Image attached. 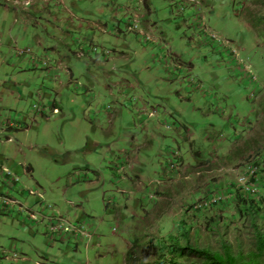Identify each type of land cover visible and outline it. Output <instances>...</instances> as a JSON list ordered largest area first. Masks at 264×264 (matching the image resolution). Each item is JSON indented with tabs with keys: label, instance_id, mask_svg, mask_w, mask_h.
<instances>
[{
	"label": "rangeland",
	"instance_id": "1",
	"mask_svg": "<svg viewBox=\"0 0 264 264\" xmlns=\"http://www.w3.org/2000/svg\"><path fill=\"white\" fill-rule=\"evenodd\" d=\"M98 1V6L87 5V2L80 4L78 0H69V4L78 12H93L92 16L84 15L86 18L95 22H108L110 25L112 13L106 12L104 15L103 8L113 4L106 0ZM199 1L195 5L200 4ZM222 1L224 4H221ZM206 2L208 5L204 3V9L193 14L190 5L181 11L180 5L183 3L174 6L170 0H153L150 23L167 41H164L167 46L165 53L169 51L173 54L165 58L166 68H162L160 63L155 66L151 60L155 55L161 56V52L150 51L146 58L143 52L146 46L138 42L136 47L127 45L122 49L126 52V59L105 66L90 63L85 59L87 55L78 58L73 54L82 46L97 45L111 49L109 47L115 44L112 37L108 36L109 40L104 41L98 32L83 30L70 33V43L67 41L73 51L70 54L71 67L77 82L69 85L70 79L64 73L59 75L60 81L52 82L44 76L43 71L29 69L38 78L32 76L27 79L28 84L36 89L34 95L41 89L45 95L49 93L51 98H46L56 100L61 112L58 115L50 114L48 118L36 117L30 111L37 100L33 96L25 107L19 109L28 117L27 125L30 128L24 129L21 136L12 135L13 131L1 134L0 141L10 137L14 142L0 143V156L5 161L7 158L9 161L30 165L33 177H22L21 185L40 189L46 201L61 214L71 218L79 214L91 225L98 226L101 221L98 228L93 229L103 238L101 248H91L87 255L86 248L81 246L78 256H75L76 261L85 263L88 259L91 264H96L95 250L107 256L108 248L115 244L120 252L126 247L122 241L130 243L127 252L135 245V264H186L190 259L179 253V249L184 247L214 253L230 249L234 254L245 257L258 252V237H264V0ZM193 21L201 23L199 29L193 27ZM45 24L41 20L38 26L42 29ZM92 35H97V41L92 40ZM146 41L150 40L145 38L144 43ZM111 51L110 55L119 57L116 51ZM176 62H180L186 69L180 73L181 70L176 68V75L181 78L187 70L191 71V75L201 83L204 93L211 96L213 101L220 104L227 95L222 103L239 104L237 108L243 111V124H247L249 131L244 126L242 132L234 130L229 135L224 130L219 131L213 138H226L227 143L222 151L218 153L214 149L210 153L203 152L201 147L205 146L207 136L205 125L210 124L212 114L206 116L200 113L199 120L195 119L197 122L194 123L196 144L189 139L185 140L189 150L192 149L191 157L182 142L167 143L160 159H155L150 151L142 147L141 162L146 160L150 173L145 181L149 194L144 197V205L140 207L141 215L135 217L136 224L130 227L131 235H127L124 225L119 224L111 213L108 214L105 206L109 204L114 211L118 210V205L125 204L124 197L116 192V188L109 186L117 180H123L122 177L126 179L117 185L119 188L125 186L123 183L128 180L129 173L126 175L125 171L123 174L118 171V166L124 164L118 162L120 150L136 149L132 138L143 129L136 125V103L131 104L128 98L115 100L112 96L123 98L125 87L135 77L143 81L150 76H159V66L163 72L171 74L173 70L170 69ZM159 79L154 77L153 80ZM43 85L47 89L42 88ZM127 94L130 95L129 92ZM98 95L103 99L100 106L99 101L94 100V96ZM103 104L105 107H102ZM108 106L111 109L107 111ZM247 111L251 115L245 119ZM114 113L121 115L116 128L109 124V115ZM252 121L256 123L253 127L250 126ZM94 126L102 128L95 129ZM15 131L20 133L22 130ZM221 133H224V137ZM95 141L100 144L99 147L95 146ZM113 144L120 148H115ZM159 148L156 147L157 150ZM170 150H179L184 155L179 158H183L181 177L151 197L152 188L161 187L155 182L161 176L160 170ZM254 155L255 160L262 165L259 164L256 179L251 181L245 165ZM248 181L257 185L260 197L254 199L243 192ZM225 192L235 193L229 203H223L202 215L190 211L195 200ZM15 195L26 204L31 202L22 194ZM23 197L30 202H25ZM29 229L35 231L36 235L33 236ZM43 230L41 225H24L11 217L2 216L0 249L9 250L16 246L18 253L29 260L25 264H45L46 254L51 257L49 262H55L54 257L60 253L59 244L49 247ZM258 256L264 262V255L258 253ZM126 258L125 255L124 259L116 258L108 264H126ZM72 261L67 260L63 264H76Z\"/></svg>",
	"mask_w": 264,
	"mask_h": 264
},
{
	"label": "crops",
	"instance_id": "2",
	"mask_svg": "<svg viewBox=\"0 0 264 264\" xmlns=\"http://www.w3.org/2000/svg\"><path fill=\"white\" fill-rule=\"evenodd\" d=\"M106 1L113 4L110 7L107 3V7L103 8L104 15H106V12L112 13L110 25L108 22H101L100 20L95 22L90 18H86L84 15L88 14L89 16H92L93 12H78L72 8L69 4V0H0V110L17 111L20 108L25 107L28 101L34 96V91L36 90L33 89L35 88L33 85L28 84L27 82V79H30L32 76L38 80L36 74H32V71L29 70L35 69L34 63L30 61L28 56L18 57L15 55V49L18 47L34 46L37 49L38 57L40 59L44 56H48V54L51 56L54 70L50 75L47 74V72H44L43 74L47 78L49 77V80L52 82L56 77H59L60 79L59 75H62V73L68 75L70 79L69 85L77 82V79L74 78L75 73L71 67L72 58L70 59V54H73V51L67 45L68 37L70 36V33L73 32H81L83 30L94 31L98 32L104 41L109 40L108 36L115 39L114 45L119 50L115 48L114 45L109 48L116 51V55L119 57L89 52L87 53L88 57L86 56L87 58L85 59L89 60L90 63L93 62L99 66H105L106 64L126 59V52H123L122 49L126 48L127 45L136 47V42H138L140 44L142 43L143 46H146L143 49L144 57L146 58L147 53L150 51L154 53L161 52V56L155 55L151 60L154 62L155 66L157 65L156 63H160L162 64L160 65L162 68H166V62L163 57L165 51H167L165 43L167 41L161 33L154 29L149 20V14L152 12L151 8L153 0H144L143 4H136L132 0ZM200 1V4L191 7V12L193 14L197 13V10L200 11L202 8L204 9L203 5L207 4V0ZM78 2L80 4H85L87 2V5L92 4L98 6L97 2L100 1L78 0ZM221 4H224V2L222 1ZM132 17H134L137 24H139L137 29L130 28ZM41 20L46 23L45 25H42V29L38 26ZM193 27L199 29L197 23H194ZM129 33H135V35L129 36ZM134 36L136 37V40H134ZM149 37L151 40L144 43L145 38L148 39ZM92 40L97 41V35H92ZM130 40L132 43H129ZM68 43H70V41H68ZM101 45H104V43ZM73 55L78 57L76 52H74ZM160 66L158 67V72L161 73L159 76H150L143 81H141L139 77H135L133 78V82H128V86L125 87L123 98L122 96L119 98L117 96H112L115 97V100L116 98L118 100L128 98V101L131 102V104L136 103L134 107L138 120L136 125H139L140 128L143 129L140 134H137L132 138L137 147L136 149L132 151L120 150L121 156L118 162L125 163L126 169H124V171L126 175L129 173L130 176H128V180L123 183L125 186L120 187L126 192V196H124L123 199L125 204L118 205V210L114 211L113 207H110L109 204L105 206L106 212L108 214L111 213L119 224L124 225V231L127 235H131L132 231L130 230V227L132 224H136L134 222L135 217L141 215L140 207L144 205V197L149 194L147 187H145L147 186L145 181L150 176V173L146 160L144 159L141 162L142 156L140 155V150L142 147L143 149L150 151L155 159H160L164 153L162 152L163 148L167 143L172 141L174 144H179L182 142L186 153L191 157L193 155L192 149L189 150V144L187 145L188 142L185 140L189 139V141H193V144H196L194 123L199 120L200 113L206 116L212 114L210 124L205 125L207 136L204 140L205 146L201 147L203 152L206 151L210 153L211 151H214V149L218 150V153L222 151V148L227 143L226 138H213V135H216L219 131L224 130V132L229 135V133L234 130L242 132L243 126L246 131H249L247 129V124H243V111L237 108L240 107L239 104L234 105L231 103H222V100H224L227 95L221 100L220 106L218 101H213L211 96L204 93V90L198 88L197 84H194L189 78L184 77L182 79L176 74L170 75V72L165 73ZM151 77L153 78L151 79ZM154 77H160V79L154 81ZM153 82H155V84H153ZM42 88L47 89L45 85H43ZM127 92H129L130 95H128ZM46 95L51 98L49 93H46ZM94 100L96 102L99 101L98 105L100 106V101L103 99L98 95L97 97L94 96ZM227 100L229 99L227 98ZM153 110H157L156 113ZM50 114L53 115L49 112V114H45L44 116H47L46 118H48V116H51ZM245 115L246 119L251 114L247 111ZM120 116L117 115V113L109 115V124L113 128L117 127ZM195 119H197V121H195ZM21 122L22 126H25V124H28V119L22 120ZM252 122L253 124L250 126L253 127L256 123L255 121ZM166 123H171L172 129H166ZM29 128V125L23 127L20 129V131L22 130L20 133L14 130L12 135L21 136V134ZM94 128L99 129L102 127L94 126ZM223 134L224 133H221V136ZM230 136H228V138ZM11 142L14 141H8V139L6 141H0L2 144ZM96 145L98 147L100 146V144H97L95 141V146ZM113 145L117 149L120 148L117 144ZM156 147H160L159 150H157ZM115 150L116 149H111L110 151ZM4 152L5 149L3 147L2 153ZM183 156L184 155H182V157ZM5 166L9 171L19 176L22 182V177H33V168L30 165L9 161L6 158ZM11 178L12 177L8 175L6 177V179L9 180ZM121 181L117 180L112 183V186L110 185L109 188H116L117 191L119 188L117 184L121 185ZM166 188L163 187L157 190L152 189V192L156 194L158 191ZM0 190H2L1 187ZM23 200L28 203L30 202L26 197H23ZM119 209H122L123 211H120ZM75 216L83 219L79 214ZM100 224L101 221L98 226ZM98 226L95 224L94 228L97 229ZM29 231L33 236L36 235L35 231L30 229ZM94 233L95 240L91 243L89 248L86 249L87 255L91 248H101V241L103 238L98 235V231H94ZM46 243L49 247H55V245H57L50 243L48 240ZM122 243L126 244V247H123L120 252L117 251L115 244L111 245L108 248L107 256L101 254L99 250H95L96 264H108L110 261H115L116 258L118 260L124 259L130 243L128 241H122ZM15 247L16 246L9 250L1 248L0 254L3 250H7L9 253L16 252L17 250ZM58 247L60 253L54 257L56 261L49 262V258L51 257L49 254H46L45 264H60L61 262L63 264L64 261L67 260H74L76 264H91L88 259L85 263L75 260V256H78V252H80V246L73 247L68 244H59ZM19 254L20 257L18 259L8 258L0 261V264H17L18 262L25 264L29 261L20 252ZM74 261L72 262L74 263Z\"/></svg>",
	"mask_w": 264,
	"mask_h": 264
},
{
	"label": "built area",
	"instance_id": "3",
	"mask_svg": "<svg viewBox=\"0 0 264 264\" xmlns=\"http://www.w3.org/2000/svg\"><path fill=\"white\" fill-rule=\"evenodd\" d=\"M136 4H142L144 0H132ZM173 5H180L181 11L185 10V6L196 3V0H170ZM132 23L130 28L137 29L139 24L134 19L131 18ZM151 38L149 37L148 40ZM93 52L95 54H102L109 56L112 51L111 49H106L97 45L82 48L77 52L79 58H83L87 53ZM15 55L18 57L28 56L30 61L34 63L35 69L47 72L51 74L54 70L53 61L51 56H44L42 59L38 57L37 50L34 46H27L25 48L15 49ZM171 56V55H169ZM173 73L177 74L174 71L176 68L181 70L180 73L185 71L182 67V64L175 63L172 66ZM188 77H191V71L187 70L186 72ZM59 77H56L55 80H58ZM47 95L41 90H38L34 95L36 103L32 105V113L37 116H44L48 112H51L53 115L60 114L61 110L57 105L56 100H49L46 98ZM107 110L111 109V106L106 108ZM24 112L21 110H0V135H6L10 131L20 130L22 126V120H27L28 117L23 115ZM168 128L170 126L168 125ZM8 141H12V138L8 137ZM181 157L178 150H172L167 156L164 167L161 171V176L158 181L155 182L158 186H164L166 184L172 183L180 174L181 162L179 158ZM246 172H248L249 180L256 179L257 171H259V165H256L254 159L245 165ZM119 173H124V167L118 166ZM11 176L12 178L6 179V177ZM121 179H125L122 177ZM241 183V182H240ZM242 185L244 183H241ZM245 187L242 189L244 193H248L252 196H258L259 189L254 182L245 183ZM0 216L11 217L17 219L24 225L34 226H43V235L46 236V239L52 244H68L73 247L83 246L88 249L91 243L95 240L94 225H91L89 221L85 219H80L77 217L71 218L68 215L61 214L56 208L49 204L43 193L38 188H27L26 186L21 185V178L5 166V159L0 156ZM120 193H123L122 190H119ZM22 194L27 198L31 199L29 204L22 202L15 194ZM234 195L233 194H219L215 193L210 195L208 198L200 200L194 204V211L205 212L210 210L212 207L220 205L221 203L228 202ZM20 254L17 252L9 253L7 250H3L0 254V261L13 258L18 259Z\"/></svg>",
	"mask_w": 264,
	"mask_h": 264
},
{
	"label": "trees",
	"instance_id": "4",
	"mask_svg": "<svg viewBox=\"0 0 264 264\" xmlns=\"http://www.w3.org/2000/svg\"><path fill=\"white\" fill-rule=\"evenodd\" d=\"M257 250L258 252L252 253L249 257L236 255L230 249L225 250L224 252L214 253L209 250L193 248V247H184L179 249V253L183 257H188L190 260L186 264H264L258 256V253L264 255V237H258L257 241ZM134 246L129 249L126 254V264H135V252ZM259 257V258H258ZM166 264H171L166 262Z\"/></svg>",
	"mask_w": 264,
	"mask_h": 264
},
{
	"label": "clouds",
	"instance_id": "5",
	"mask_svg": "<svg viewBox=\"0 0 264 264\" xmlns=\"http://www.w3.org/2000/svg\"><path fill=\"white\" fill-rule=\"evenodd\" d=\"M177 1H181V0H177ZM196 2H197V0H196ZM144 3V2H143ZM142 3V4H143ZM196 3H192V4H189L191 7H193L194 5H195ZM189 5H187V6H189ZM174 6H176V5H174ZM194 23H197L196 21H193ZM199 26H201V23H197ZM151 40V39H150ZM77 53V52H76ZM167 54V55H166ZM168 55H171V56H173V54L171 53V52H166L165 53V55H164V57H163V59L165 60V58L166 57H168ZM170 70H172V68L170 69ZM184 72V71H183ZM174 75L175 73H171L170 75ZM184 77H187V78H189V80H191L192 82H194V84H197V86H198V88H201L202 89V85H201V83L197 80V79H195V77L194 76H191V77H188L187 76V74H184V76L183 77H181L182 79L184 78ZM103 107H105L104 105H103ZM107 110V109H106ZM108 111V110H107ZM155 113H156V111L157 110H153ZM168 125L170 126V128H168ZM165 127H166V129H172V127H171V123H166V125H165ZM172 150H170V151H168L167 153H168V155H169V153L171 152ZM179 151V150H178ZM180 152V151H179ZM180 155H181V153H180ZM256 155H254V156H252L251 157V159L250 160H252V159H254L255 160V157ZM260 156V155H259ZM166 158H167V156H165ZM181 157H182V155H181ZM166 158L164 159V162H165V160H166ZM257 159H259V158H257ZM256 161V165L258 166L259 164L260 165H262L261 163H259V161H257V160H255ZM180 162H181V169H182V166H183V158H181L180 159ZM250 162V161H249ZM257 162H258V164H257ZM248 163V162H247ZM164 165V164H163ZM123 167H124V169H126L125 168V163L123 164ZM259 170H260V166H259ZM160 171H162V169L160 170ZM181 172H182V170H180V174H179V176L172 182V183H170V184H166V185H164V186H161V187H153L152 189L153 190H157V189H161V188H163V187H166V186H170L171 184H173V183H175V182H177L178 180H179V178L181 177ZM160 174H161V172H160ZM152 186H153V183H152ZM119 190H122L123 191V193H120L119 192ZM118 194H120V195H122L123 197L124 196H126V192L123 190V188H118V190L116 191ZM128 194V193H127ZM154 192H152L151 193V197H153L154 196ZM213 194H215V193H213ZM219 194H223V193H219ZM224 194H233L234 196L232 197V198H234L235 197V193L234 192H225ZM210 195H212V194H210ZM210 195H208L207 197H203V198H200V199H197V200H195L192 204H191V207H190V211H192L194 214H196V213H198V214H200V215H202L203 213H205V212H208V211H210V210H212V209H214V208H216V207H218L219 205H217V206H215V207H212L210 210H208V211H205V212H199V211H194L193 209V207H194V204L196 203V202H198V201H200V200H203V199H206V198H208ZM251 197H253L254 199L255 198H258V197H260L261 196V193L259 192V194H258V196H252V195H250ZM231 198V199H232ZM231 199H229V202H230V200ZM224 203H228V202H224ZM221 204H223V203H221ZM220 204V205H221ZM107 206V205H106Z\"/></svg>",
	"mask_w": 264,
	"mask_h": 264
}]
</instances>
